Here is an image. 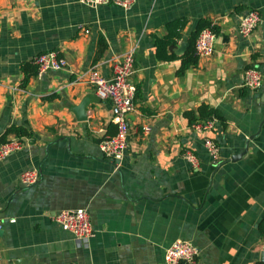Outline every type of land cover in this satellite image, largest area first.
<instances>
[{"label":"crops","instance_id":"crops-1","mask_svg":"<svg viewBox=\"0 0 264 264\" xmlns=\"http://www.w3.org/2000/svg\"><path fill=\"white\" fill-rule=\"evenodd\" d=\"M254 10L261 24L242 38L240 19ZM200 21L219 28L215 52L179 76ZM169 37L161 58L157 40ZM185 41V54L170 51ZM130 50L136 107L124 158L114 162L100 149L117 132L112 107L89 72L111 77ZM48 52L64 57L67 70L38 71L24 87L22 66ZM251 67L264 78V0H136L130 10L0 0V143L18 138L6 136L14 126L30 134L0 162V264H165L178 240L198 248L192 264H264V84L244 87ZM202 105L220 110L225 125L192 130L186 113ZM205 138L219 148L217 165ZM32 169L39 181L22 185ZM77 209L91 218L87 243L53 219Z\"/></svg>","mask_w":264,"mask_h":264},{"label":"built area","instance_id":"built-area-1","mask_svg":"<svg viewBox=\"0 0 264 264\" xmlns=\"http://www.w3.org/2000/svg\"><path fill=\"white\" fill-rule=\"evenodd\" d=\"M81 4L97 8L103 5H114L123 10H130L136 0H79ZM262 16L258 11H250L241 17L238 27L242 38H249L260 26ZM217 35L211 28L204 29L195 44V55L198 58H209L215 52ZM35 64L39 73L48 71L67 70V60L58 52H48L38 56ZM135 50H130L122 56V60L114 66L113 75L109 78L102 76L97 70L89 72V82L95 86L99 99L108 101L112 107L113 123L117 127L114 136L100 143V149L105 158L114 162H121L128 146L129 124L127 116L135 111L137 87L133 82L135 74ZM244 87L250 91H258L263 87L264 78L257 67H251L244 72ZM215 120L198 122L192 125L197 133H206L215 126ZM149 131V128H144ZM205 147L212 158L213 164L219 160V148L209 138L204 140ZM24 141L21 138H12L0 143V162L21 151ZM185 159L195 169L199 162L196 155L187 151ZM40 179L37 170H27L21 175L24 186L35 185ZM54 221L65 231L70 232L79 242L87 243L94 236L91 218L86 209L62 210L54 216ZM198 248L189 241L178 240L174 242L165 254V264H192L198 257Z\"/></svg>","mask_w":264,"mask_h":264},{"label":"trees","instance_id":"trees-1","mask_svg":"<svg viewBox=\"0 0 264 264\" xmlns=\"http://www.w3.org/2000/svg\"><path fill=\"white\" fill-rule=\"evenodd\" d=\"M206 28H211L217 36L219 35V28L217 26H213L208 21L199 22L196 31L190 37L189 49L186 52V54L181 58L182 64L178 72L179 76H184L189 69L197 67L198 58L195 55V44L200 33ZM170 40H171L170 37L164 40H157L156 45H157V53L159 57L165 58L164 57L165 50L166 47L169 45ZM170 58H175V57H170ZM22 70L25 73V79L23 81V86L25 87L28 84L29 79L38 74L39 68L30 63L23 65ZM186 117L188 118L189 123L191 125L198 122H205L208 120H215L225 125V119L222 113L220 112V110L210 107L208 105L200 106L197 111L187 112ZM9 134H13L18 138L30 136V134L26 131V129L21 126H14L9 128L7 130L6 136ZM2 139H4V137ZM5 142H6L5 140L1 141V143H5Z\"/></svg>","mask_w":264,"mask_h":264},{"label":"water","instance_id":"water-1","mask_svg":"<svg viewBox=\"0 0 264 264\" xmlns=\"http://www.w3.org/2000/svg\"><path fill=\"white\" fill-rule=\"evenodd\" d=\"M188 46H189V44H187L186 41H185L178 48L176 46H172L170 48V51L171 52H175L178 55H183L187 51ZM174 49H176V51H173ZM86 108H87V102L83 103L82 106L79 109L76 110L77 118H78L79 121H86V119H87Z\"/></svg>","mask_w":264,"mask_h":264}]
</instances>
